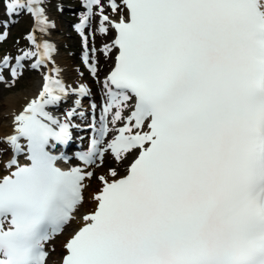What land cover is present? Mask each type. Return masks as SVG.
I'll use <instances>...</instances> for the list:
<instances>
[{
    "label": "snow or ice",
    "instance_id": "1",
    "mask_svg": "<svg viewBox=\"0 0 264 264\" xmlns=\"http://www.w3.org/2000/svg\"><path fill=\"white\" fill-rule=\"evenodd\" d=\"M0 2L8 17L0 27L21 14L33 21L26 39L34 49L15 57V66L10 56L0 60V73L10 68L15 80L21 61L35 57L33 68L52 61L55 46L37 33L54 24L45 0ZM84 6L75 27L93 76L98 51L118 52L104 80V113L115 135L101 148L113 130L102 122L78 158L100 167L109 153L125 170L109 167L96 177L95 208L65 240L60 264H264V0H84ZM94 16L99 34L112 31L114 39L92 47L90 57L84 30ZM7 35L0 33V41ZM60 71L44 76L43 89L14 115L13 133L4 137L16 154L26 141L29 162L13 156L3 163L0 264H47L46 242L74 219L85 181L94 176L80 167L62 170L49 150L71 140L75 114L61 121L48 111L68 93ZM78 92L89 94L84 85Z\"/></svg>",
    "mask_w": 264,
    "mask_h": 264
},
{
    "label": "rangeland",
    "instance_id": "2",
    "mask_svg": "<svg viewBox=\"0 0 264 264\" xmlns=\"http://www.w3.org/2000/svg\"><path fill=\"white\" fill-rule=\"evenodd\" d=\"M73 0H45V8L48 14L49 20L54 24V29L50 31V33H46L50 38L51 42L57 43L58 47L55 48L56 51L54 52V56H60L64 64L67 66V70H70L75 73L73 78H71V82L73 86L78 83L75 81L80 80L79 84H85L87 87L96 90V82L92 80L89 76L88 71L86 69L85 64L79 63V52L80 49V40L76 37L74 39V34L72 32V22L77 16L74 18L73 10H77L76 4L72 3ZM74 10V11H75ZM4 8L2 2H0V21L8 19V17L4 16ZM23 15L19 21L11 28L4 29L0 27V33H3L5 30L8 32L7 38L3 41H0V59H3L4 56H15L16 53L23 52L25 48L34 49V46L30 45V42L26 39V36L32 29L33 21L32 18L27 14ZM109 42V40H103V44ZM102 55L99 56L101 59ZM101 60H105L103 57ZM107 67L111 65V59L107 60ZM105 72V71H104ZM103 72V74H104ZM6 76V74H5ZM7 77V76H6ZM39 78V75L36 73H26L24 72L23 75L19 80L16 81L15 84H12V88H7V84L10 77H7L4 83L0 84V105L4 103V100L10 95H16L17 92H21L23 90H27V87H31L33 82ZM86 80H89L86 82ZM18 94V93H17ZM6 106L0 107V120H5L4 111ZM7 154L4 153V149L0 142V173L3 167V159L2 156H6ZM7 157V156H6ZM109 164L114 163L112 160L108 161ZM127 163V161L125 162ZM120 169V168H119ZM121 171V169H120ZM96 174H105L103 167L95 171ZM121 173H124V166L122 168ZM90 187L87 184L86 191H85V205L81 207L80 212L78 215H82L89 211L91 205L93 204L94 200L92 199V189H88ZM98 188V186H97ZM96 188V190H97ZM89 199H92L88 202ZM76 227V226H75ZM67 236H65L66 238ZM64 238V239H65ZM56 240L51 246L56 248L55 243ZM52 248V249H53ZM63 253V250L59 249L58 254L56 257H60ZM52 255V254H51Z\"/></svg>",
    "mask_w": 264,
    "mask_h": 264
},
{
    "label": "bare ground",
    "instance_id": "3",
    "mask_svg": "<svg viewBox=\"0 0 264 264\" xmlns=\"http://www.w3.org/2000/svg\"><path fill=\"white\" fill-rule=\"evenodd\" d=\"M75 12H77V10ZM46 41L53 44L55 46V48L58 47V44L51 42L48 39V37H46ZM48 64H49L48 70H50L54 67L59 68L61 70L58 78L60 80H62L65 87L68 88L70 95L73 96L76 93V91H73V90H78L81 86V84H79L80 80L75 81V83H78L75 86H73V83L70 81L71 78H73V76L75 75V73L73 74L72 71L67 70V66L64 64L63 59L60 56H54V53L52 54V61H49ZM40 71L42 73H44L47 71V69H46V67H42ZM53 74L55 75V73H53ZM39 76H41V74H39ZM43 84H44V80L38 79L35 81V83L33 82V85H31V87H27V90L17 92L18 94L16 93V95L8 96L6 98V100H4V103L0 105L1 108L6 106V109H5L4 114H3V115H5L6 119L3 121L0 120V141L3 142L4 137L13 133L12 121H13L14 115L23 111V109L27 105V103L30 102L32 99H35L39 95L40 91L42 90ZM64 120H65V118H64ZM3 148L5 150V147H3ZM5 152H6V150H5ZM130 158L132 159V156H129V159ZM93 195H94V192L92 193V196ZM90 200L91 199H89V201ZM71 222H73L74 224L80 223L79 227L82 224L81 219L78 221L74 219ZM71 222H70V224H71ZM61 235H63V234H61ZM62 243H64V242H62ZM62 243L58 244L59 249L62 248ZM52 253H53V256L48 258L47 264H60V260L58 261V259L55 256V250H53Z\"/></svg>",
    "mask_w": 264,
    "mask_h": 264
}]
</instances>
